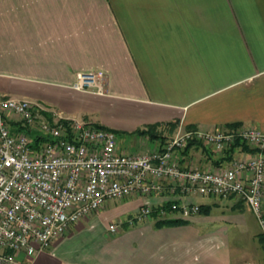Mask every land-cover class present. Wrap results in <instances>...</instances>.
<instances>
[{"label":"crops","instance_id":"obj_1","mask_svg":"<svg viewBox=\"0 0 264 264\" xmlns=\"http://www.w3.org/2000/svg\"><path fill=\"white\" fill-rule=\"evenodd\" d=\"M97 72L101 91L73 87L79 73ZM0 96L37 100L105 126L123 152L160 147L161 139L135 133L151 124L167 139L187 128L234 124L264 133V0H0ZM211 150L195 144L181 151L180 165L216 167L212 159L220 155ZM243 155L239 148L232 154ZM168 193L110 200L46 249L19 258L264 264L258 222L236 196H191L207 211L179 225L127 221L146 200L166 204Z\"/></svg>","mask_w":264,"mask_h":264},{"label":"built area","instance_id":"obj_2","mask_svg":"<svg viewBox=\"0 0 264 264\" xmlns=\"http://www.w3.org/2000/svg\"><path fill=\"white\" fill-rule=\"evenodd\" d=\"M102 73H79L73 87L101 91ZM236 140L255 149L213 168L180 165L189 141L222 156ZM167 190L169 208L157 218L200 213L191 196H236L254 214L264 238V133L254 127L184 129L160 147L118 148L115 132L65 115L43 102L0 96V264H23L74 223L110 200ZM144 201L129 223L152 217ZM174 218V217H173ZM155 219V218H154ZM117 222L109 224L116 232Z\"/></svg>","mask_w":264,"mask_h":264},{"label":"trees","instance_id":"obj_3","mask_svg":"<svg viewBox=\"0 0 264 264\" xmlns=\"http://www.w3.org/2000/svg\"><path fill=\"white\" fill-rule=\"evenodd\" d=\"M176 123V122H175ZM175 123H173L171 125V127H175ZM96 126L99 127H103V128H107L105 126L102 125H97L94 124ZM232 127H237V124L232 125L230 128ZM157 124H151V125H147L145 126V128L143 129H138L135 131V133L139 134V135H146L149 139H161L162 140V144L167 140V137L165 135L162 134V131H158L157 129ZM109 129V128H108ZM189 129V128H187ZM198 145L200 147L204 148H208L211 149L210 147H207L206 145H204L202 142H198V141H189V143L186 145V147L182 150V152H186L189 150V148L193 145ZM240 148L243 151L246 152H253L255 149L250 148L247 144H245L244 142H241L240 140H236V142L230 146L229 149H227L224 152V155L220 156L217 159H212V162L215 165H220L221 163L227 162L231 159L232 154L234 153V151L236 149ZM212 152H214L213 150H211ZM215 153V152H214ZM164 209L169 208V204L166 203L163 205ZM200 212H206L207 210L204 208L203 205H200ZM152 217L155 218V226L156 227H161V226H172V225H179L182 223H185L186 220L179 218V217H167V218H157L158 217V209H154L153 213H152ZM262 240H264V238H262Z\"/></svg>","mask_w":264,"mask_h":264},{"label":"rangeland","instance_id":"obj_4","mask_svg":"<svg viewBox=\"0 0 264 264\" xmlns=\"http://www.w3.org/2000/svg\"><path fill=\"white\" fill-rule=\"evenodd\" d=\"M169 136H171V135H166V137H169Z\"/></svg>","mask_w":264,"mask_h":264}]
</instances>
